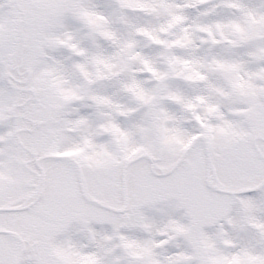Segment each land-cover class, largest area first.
<instances>
[{"label": "snow or ice", "instance_id": "snow-or-ice-1", "mask_svg": "<svg viewBox=\"0 0 264 264\" xmlns=\"http://www.w3.org/2000/svg\"><path fill=\"white\" fill-rule=\"evenodd\" d=\"M0 264H264V0H0Z\"/></svg>", "mask_w": 264, "mask_h": 264}]
</instances>
